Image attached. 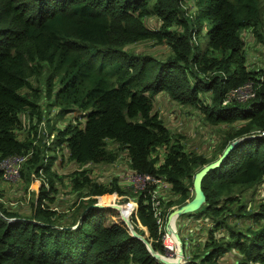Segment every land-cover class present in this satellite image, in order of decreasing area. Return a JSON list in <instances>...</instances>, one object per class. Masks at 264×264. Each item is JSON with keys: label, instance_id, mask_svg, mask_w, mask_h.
<instances>
[{"label": "trees", "instance_id": "16d2710c", "mask_svg": "<svg viewBox=\"0 0 264 264\" xmlns=\"http://www.w3.org/2000/svg\"><path fill=\"white\" fill-rule=\"evenodd\" d=\"M263 22L257 0H0V159L22 157L24 185L40 181L29 213L0 197V264H165L129 234L119 209L107 206L118 202L163 256L152 184L133 193L115 179L98 182L86 168L75 169L72 189L86 201L73 202V216L63 223L52 208L60 176L50 148L83 164L112 163L124 150L130 173L167 183L158 194L167 217V208L191 198L193 174L245 136L201 179L205 202L197 218H207L208 234L185 264H264V201L246 200L253 188H264V69L247 67L242 34L263 41ZM141 41L164 44L170 54L127 48ZM246 82L254 88L251 98L223 102ZM160 92L222 129L210 155L183 149L182 134L154 109ZM45 99L69 115L42 132ZM73 112L79 116L71 120ZM94 202L105 207L88 209L77 224ZM104 209L118 221L105 225Z\"/></svg>", "mask_w": 264, "mask_h": 264}, {"label": "rangeland", "instance_id": "374dc122", "mask_svg": "<svg viewBox=\"0 0 264 264\" xmlns=\"http://www.w3.org/2000/svg\"><path fill=\"white\" fill-rule=\"evenodd\" d=\"M257 1L260 4V9L264 18V0ZM147 23L151 26H154L157 21L153 17H149ZM260 28L263 32V41L259 42H257L256 39H253V37L249 38L248 31H244V33L242 31V34H244L245 36L244 50L246 55V64L249 69H264V22L260 26ZM127 48H131L137 52H148L159 56L170 54V49H168L166 45L154 44L152 41H141L138 43H133L128 45ZM44 79L45 74H43L39 79L38 86L40 89L41 87H44ZM234 98L239 100L236 96ZM42 108L46 115L45 121L41 123L42 132L44 131L43 127L45 130H47L49 126L62 125L66 116L69 115H66V113H62L59 107L52 106L50 99H45ZM154 109L158 111L160 117L163 119L165 125L167 126V128H169V130L174 133L182 134L180 143L183 149L186 151H194L200 152L205 155H210L212 153L214 145H216L217 147L220 137L222 138L221 134L223 133V131L221 128L219 129L218 126L206 125L204 122L202 123L201 115L200 112H198V109L192 107L189 104H180L178 102H175L174 100L168 98L165 94H162V92H160L159 95H155L154 97ZM71 114V120H74L75 116H79L74 112ZM225 128H228V126H226ZM20 134L21 133H19V135ZM48 141L50 142L51 140L47 138L46 143ZM106 141L109 148L116 149L115 142L111 141L110 139H106ZM55 152L57 154V159L54 163V167L52 168L57 170L60 178L58 179V183L56 184V191L51 192V195L54 196L55 199V203L52 208H55L57 212H60V214H62L61 222L63 223H65V221L62 220L63 218L69 220L70 217L72 218L73 216L74 209H76L77 207L73 204V202L80 204L86 201L84 198L78 195L77 191L74 188L72 189L69 175H71L72 177L73 175L71 172L75 169H82L83 167L86 168L87 172L90 174V177L94 181L109 182L112 179H115L118 184L129 187V189L133 193H136L139 190V188H134L129 179H126L127 174L130 173V168L128 157L124 150H121V152L119 151L118 158L112 163L92 164H83L73 161L70 162L67 159L66 154L62 156L61 152H58V150L55 151L53 148H50L47 151V153L50 155H54ZM155 152H158L161 159L164 153V148L160 147L159 150H156ZM33 182H35L37 185L31 187L30 184L28 187H26L22 178L19 177L18 172L17 176L10 179H4L0 173V197L9 207L17 209L22 213H29L31 208L30 196L37 195V191L40 186V181L33 180ZM159 190H166V186L160 184ZM248 190L252 191V189H246L243 192L244 196L246 195ZM253 190L256 191L253 193V195L249 196L248 199H246L247 202L257 204L260 201H264V188L261 187L259 190L253 188ZM249 193L250 192H248V194ZM170 195L172 196L173 194L170 192ZM116 200L122 201L119 196L118 198H116ZM134 203L135 200L131 199L129 207H131ZM103 211L105 214V225L118 221V217L117 219L114 218L111 214V211L107 209H104ZM167 221L168 219L165 221V223ZM170 221L172 224H175L174 228H176L181 240L182 254H179V256H176V254L174 253L167 254V250L164 248L165 252L163 254L164 257H167L168 260V263L165 264H185L190 256V251L194 250L197 244L201 245L202 242L200 241L204 240L208 234L206 223L207 218H197V210H195L192 212L181 213L178 216L175 215V217L173 216ZM248 222L249 219H247L246 224ZM175 241H177L176 238ZM186 251H188V254L185 253Z\"/></svg>", "mask_w": 264, "mask_h": 264}, {"label": "water", "instance_id": "95a60500", "mask_svg": "<svg viewBox=\"0 0 264 264\" xmlns=\"http://www.w3.org/2000/svg\"><path fill=\"white\" fill-rule=\"evenodd\" d=\"M246 137V136H245ZM243 137V138H245ZM243 138H238V139H234L232 140L224 149L223 151L219 154V156L209 162L208 164L202 166L199 170H197L194 175H193V195L192 197L186 201L184 204H182L181 206L175 208L171 214L168 215L169 216H178L179 214L181 213H187V212H192V211H195L197 209H199L201 207L202 204H204L205 202V195H204V192L201 188V179L202 177L211 169L215 168L216 166H218L222 161L223 159L230 153V151L233 149V147ZM107 206H112L114 208H116L119 212V215L121 216V220L124 222L125 226L128 228L129 230V234L139 240H141L146 246L147 248L149 249V251L153 254V256H155L156 258H158L159 260H161L163 263H167L168 260L164 257V256H161L159 255V253H157L153 247H151V244L150 242L146 239H145V236L139 234L135 229H134V226H133V223L131 222L130 218L127 216V214H125L124 212L122 213L121 211V207L119 206V204L117 203H113V204H108ZM105 207V204H102L100 202H94L92 204H90L82 213L81 215L79 216V220L77 222L80 223L83 215L87 212L88 209L90 208H103ZM76 224V225H77ZM76 225L74 226H71V228L75 227ZM175 236H176V239L177 241L179 242V246H180V249H179V254H182V248H181V240L179 238V235L177 232H175Z\"/></svg>", "mask_w": 264, "mask_h": 264}, {"label": "built area", "instance_id": "2783aa9c", "mask_svg": "<svg viewBox=\"0 0 264 264\" xmlns=\"http://www.w3.org/2000/svg\"><path fill=\"white\" fill-rule=\"evenodd\" d=\"M230 95H234L236 96L239 100H247L249 98H251L254 95V88L252 87L250 82H246L244 83V85L239 88L238 90L232 91L230 93ZM22 155V154H20ZM23 155H27V154H23ZM1 160V159H0ZM16 162H17V157H12L6 160H2L0 162V168L3 169V174L1 173L2 177L4 179H10L13 178L15 176H17V166H16ZM143 175L144 174H136V173H128L126 176V179H129V181L132 183V185L134 186V188H143L145 186V182L143 181ZM155 184H162L165 185L161 180L156 179L154 181ZM155 192V190H154ZM152 194L151 197V201L153 204V209L155 211V216H157V221L160 224H162L161 221V216H160V210H159V198L156 194ZM168 217V216H167ZM164 228L169 229V231H167L166 233L161 234V238L162 240V244H164L166 247V250H170V252H173L175 250V246L173 245L172 238H171V233L174 232L176 230V228H171L170 227V223L169 221L165 223ZM167 238H170V242H168Z\"/></svg>", "mask_w": 264, "mask_h": 264}, {"label": "bare ground", "instance_id": "6f19581e", "mask_svg": "<svg viewBox=\"0 0 264 264\" xmlns=\"http://www.w3.org/2000/svg\"><path fill=\"white\" fill-rule=\"evenodd\" d=\"M244 85V84H243ZM242 85V86H243ZM242 86H240V87H238V88H235V89H231V90H229L228 91V93H227V95H226V97L224 98V100H223V102H225V101H227V100H229V99H235L234 97V95H230V93L232 92V91H235V90H238L239 88H241ZM238 101H244V100H238ZM7 159H9V158H7ZM6 160V159H5ZM2 161V160H1ZM0 161V162H1ZM22 161V157H17V162H16V166H17V169H18V174H19V164H20V162ZM1 171H2V174H3V169L1 168ZM142 174H144L143 175V181L145 182V186L143 187L144 189L147 187V188H149V186H150V184H152V187L151 188H149V189H151V197H152V194H153V192H154V190H155V192H154V194H156L157 196H158V194H159V185L160 184H155L154 183V181L156 180V179H159V180H161L162 181V179H160L159 177H157V176H154V175H152V174H147V173H142ZM141 174V175H142ZM194 175V174H193ZM163 182V181H162ZM192 182H193V176H192ZM164 184H165V186H167V183L166 182H163ZM192 185H193V183H191V185L189 186V191H190V194H191V197H192V195H193V187H192ZM143 188H140L139 190H142ZM159 198V197H158ZM159 203H160V205H159V210H160V216H161V221H162V224H161V227H160V224H159V222L157 221V216H155V211H154V209H153V204H152V201H151V204H152V210H153V216L156 218V222H157V226H158V232H159V234H163V233H166L167 231H169V229H166V228H164V225H165V221L168 219V221L170 222V227L171 228H173V227H175V224H172L171 223V218H173V216L171 217V216H169V217H166V214L163 212V207H162V202H161V199L159 198ZM175 208H173V207H169V208H167L166 209V212H167V210L169 211H173ZM121 211H122V213H123V210L121 209ZM168 213V212H167ZM167 221V222H168ZM175 232H177V230H175L174 232H172L171 233V238H172V243H173V245L175 246V250L173 251V252H170V250H167V254H169V253H174V254H176V256H179V249H180V246L178 245V242L177 241H175V238H176V236H175ZM160 240L162 241L163 239L162 238H160ZM167 240H168V242H170V238H167ZM162 246H163V248H165L166 246L164 245V244H162ZM181 248H182V246H181ZM164 256V255H163ZM175 258V257H174ZM166 259H167V257H166ZM168 263V262H167Z\"/></svg>", "mask_w": 264, "mask_h": 264}, {"label": "crops", "instance_id": "0c3cea01", "mask_svg": "<svg viewBox=\"0 0 264 264\" xmlns=\"http://www.w3.org/2000/svg\"><path fill=\"white\" fill-rule=\"evenodd\" d=\"M176 223V222H175Z\"/></svg>", "mask_w": 264, "mask_h": 264}]
</instances>
